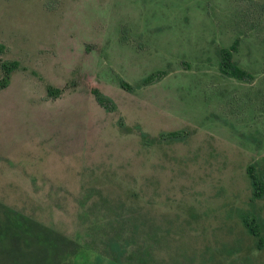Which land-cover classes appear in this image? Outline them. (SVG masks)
I'll return each mask as SVG.
<instances>
[{
    "label": "rangeland",
    "instance_id": "1",
    "mask_svg": "<svg viewBox=\"0 0 264 264\" xmlns=\"http://www.w3.org/2000/svg\"><path fill=\"white\" fill-rule=\"evenodd\" d=\"M236 41L249 80L220 70ZM13 60L0 209L56 238L0 244V264H65L63 236L91 264H120L111 241L132 264H264L243 224L264 236V0H0V81Z\"/></svg>",
    "mask_w": 264,
    "mask_h": 264
},
{
    "label": "trees",
    "instance_id": "2",
    "mask_svg": "<svg viewBox=\"0 0 264 264\" xmlns=\"http://www.w3.org/2000/svg\"><path fill=\"white\" fill-rule=\"evenodd\" d=\"M237 43L238 41H236L231 47L223 48L221 50L220 70L223 74L229 77H234L239 80H249L253 78V75L248 70L242 68L233 58L234 51L237 49ZM19 67L20 62L18 60L3 61L1 63V69L3 71V77L0 81L1 87L4 88L9 85L13 71L18 69ZM149 79L153 78L150 76ZM121 84L125 88L131 87L130 84L125 81H122ZM93 92L97 97L99 103L104 105L106 108H109L108 103L112 102L110 98L107 97L99 89H94ZM48 93L51 96L57 97L61 94V91L59 89L49 87ZM181 134V131H173L169 133V135L172 137H180ZM248 174L253 188V197L255 199L263 197L264 177L261 176L260 172L257 171L255 165L249 166ZM3 208L4 210L0 209V244L4 243L5 245H14V249H22V243H25L26 245H29V243H31V245L37 244L40 247L42 245L43 247H54L53 241H55L56 237L53 235L50 229L41 230L39 228V223L35 222L30 217L12 208ZM243 224L247 229L248 233L257 238L258 246L262 247V244H264V236L262 235V231L260 229V225L257 223L256 217L251 215H244ZM62 239L66 242L67 245H69V248L62 256V263L64 262L65 264H91V253L89 249L79 244H76L75 242H72L64 236ZM110 248V257L114 262L120 264H132V255H129L127 251V246L123 248V245L120 241H111ZM237 251L239 250L234 249L233 253L238 254ZM240 256L238 255L237 259L240 258ZM244 256L243 258L245 260H249L246 255ZM139 264L148 263L145 259H140Z\"/></svg>",
    "mask_w": 264,
    "mask_h": 264
}]
</instances>
